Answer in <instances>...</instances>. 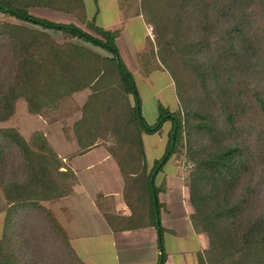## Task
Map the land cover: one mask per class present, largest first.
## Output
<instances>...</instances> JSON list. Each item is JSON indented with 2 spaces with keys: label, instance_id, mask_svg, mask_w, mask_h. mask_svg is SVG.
Returning a JSON list of instances; mask_svg holds the SVG:
<instances>
[{
  "label": "trees",
  "instance_id": "obj_1",
  "mask_svg": "<svg viewBox=\"0 0 264 264\" xmlns=\"http://www.w3.org/2000/svg\"><path fill=\"white\" fill-rule=\"evenodd\" d=\"M138 3L153 39L136 60L152 56L169 74L175 110L159 106L154 124L144 120L115 44L119 30L98 26L83 0H0V13L16 20L0 19V122L19 98L47 121L80 110L73 125L80 149L107 147L137 227L158 225L153 172L170 158L187 166L190 219L209 240L204 261L264 264V0ZM32 8L70 14L76 23L36 16ZM83 89L90 93L79 107L72 95ZM166 120V152L149 168L142 134L159 132ZM74 182L41 132L26 140L0 127V264H85L41 204L71 194Z\"/></svg>",
  "mask_w": 264,
  "mask_h": 264
},
{
  "label": "crops",
  "instance_id": "obj_2",
  "mask_svg": "<svg viewBox=\"0 0 264 264\" xmlns=\"http://www.w3.org/2000/svg\"><path fill=\"white\" fill-rule=\"evenodd\" d=\"M83 1L88 16L94 18L98 26L119 30L115 44L133 76L144 118V99L135 74L148 82L152 74L157 73L164 80L168 73L152 56L143 61L136 60V54L152 41L148 25L139 13L138 0ZM55 20L76 23L64 18ZM144 65V68H149L147 75H142L144 68L140 69ZM171 81L167 78L166 85L151 88L152 99L156 98L157 91H162L176 107L177 99ZM89 93V89H83L75 92L72 98L81 107ZM80 117L81 111L76 110L54 121H47L40 115L31 114L26 101L19 98L13 115L0 122V127L15 128L26 140L32 133L41 132L54 152L74 172L71 194L41 201V204L51 211L82 261L85 264H207L204 257L209 249L208 236L197 231L192 224L190 216L194 209L180 166L170 158L161 169L153 172V183L159 188L157 200L161 204L158 225L137 227L140 223L132 219L134 212L124 197L122 173L107 147L98 143L81 151L73 132V125ZM170 125L171 121L166 120L160 132L142 134L149 168L166 152L168 142L165 132ZM3 209L4 217L6 204Z\"/></svg>",
  "mask_w": 264,
  "mask_h": 264
},
{
  "label": "rangeland",
  "instance_id": "obj_3",
  "mask_svg": "<svg viewBox=\"0 0 264 264\" xmlns=\"http://www.w3.org/2000/svg\"><path fill=\"white\" fill-rule=\"evenodd\" d=\"M30 12L36 16H39V17H44V18H47V19H52V21H56L55 19H62L63 18L66 20V21H70V20H73L76 22V19L74 18V16L70 15V14H65V13H59V12H55V11H50V10H47V9H40V8H32L30 10ZM5 16L3 14L0 13V19H4ZM5 19H8L10 21H16L14 20L13 18L11 17H7ZM87 31L90 32V30H88L87 28H85ZM148 34L150 36V38L153 39V34H152V27L148 25ZM98 51L104 53L103 50H100L98 49ZM146 67V65L144 66H141L140 69ZM149 68H147L148 70ZM143 71V70H142ZM141 73V72H140ZM137 74V73H136ZM135 74V77H136V82H137V85L139 86L140 88V92H141V95L144 99V108H143V115H144V120L148 123V124H154L158 118L160 117V111H159V106L165 108L166 110H169V111H173L177 108L174 107V105H172V101L167 99L166 96H164L162 94V91H157V94H155L156 98L152 99L154 96L151 88L153 89H156V87L158 88H161L163 85H166V80L167 78L169 80H172L171 77L169 76V74L167 75V77H164V80H161L159 77H158V74H152L151 77L149 78V81H145V80H141V78ZM142 75H147V74H144V72H142ZM173 81H171L172 83ZM155 92V91H154ZM156 93V92H155ZM166 95H167V92H164ZM152 96V97H151ZM66 116V115H65ZM171 128H172V125H170V127H168V132H165V135H166V138H167V142H169V133L171 131ZM161 131V129H160ZM159 131V132H160ZM187 169V166H184V168L182 167V169L180 168L181 170V173H182V177L183 179L185 180L186 179V176H188V173L187 171L185 170ZM4 199H3V195L2 197L0 196V235H1V232H2V225H3V208H4Z\"/></svg>",
  "mask_w": 264,
  "mask_h": 264
},
{
  "label": "water",
  "instance_id": "obj_4",
  "mask_svg": "<svg viewBox=\"0 0 264 264\" xmlns=\"http://www.w3.org/2000/svg\"><path fill=\"white\" fill-rule=\"evenodd\" d=\"M175 136H176V126L174 127L173 131H172V141H171V145L174 144L175 141ZM154 200H156V196L154 195Z\"/></svg>",
  "mask_w": 264,
  "mask_h": 264
}]
</instances>
